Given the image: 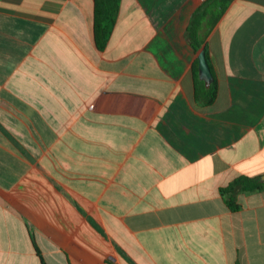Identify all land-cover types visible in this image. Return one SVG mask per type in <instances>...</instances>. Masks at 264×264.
<instances>
[{"label":"crops","instance_id":"0c3cea01","mask_svg":"<svg viewBox=\"0 0 264 264\" xmlns=\"http://www.w3.org/2000/svg\"><path fill=\"white\" fill-rule=\"evenodd\" d=\"M206 0H0V264H264V0L187 39ZM199 66V65H198ZM199 71V70H198Z\"/></svg>","mask_w":264,"mask_h":264},{"label":"trees","instance_id":"16d2710c","mask_svg":"<svg viewBox=\"0 0 264 264\" xmlns=\"http://www.w3.org/2000/svg\"><path fill=\"white\" fill-rule=\"evenodd\" d=\"M122 0H95L94 12V33L97 46L100 50L106 48L113 30L117 24ZM232 0H206L194 13L190 26L187 30V39L197 54L202 49L206 50L209 60L206 38L211 30L221 19ZM198 60L194 67V74L197 81L196 95L198 100H205L211 103L215 98V90L207 88L199 79ZM264 190V182L260 177L252 178L242 176L235 179L227 187L221 189V194L233 212L241 209L238 203L240 194L261 192ZM44 264V263H43Z\"/></svg>","mask_w":264,"mask_h":264},{"label":"water","instance_id":"95a60500","mask_svg":"<svg viewBox=\"0 0 264 264\" xmlns=\"http://www.w3.org/2000/svg\"><path fill=\"white\" fill-rule=\"evenodd\" d=\"M198 63L199 79L209 89L214 82V76L205 49H202L198 54ZM261 181L264 182V176L261 177Z\"/></svg>","mask_w":264,"mask_h":264}]
</instances>
